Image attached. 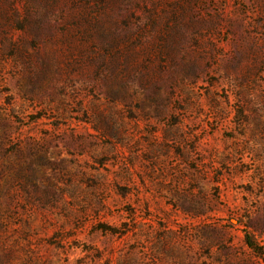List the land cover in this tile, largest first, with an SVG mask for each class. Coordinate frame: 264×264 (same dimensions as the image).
I'll return each mask as SVG.
<instances>
[{
  "label": "rangeland",
  "instance_id": "obj_1",
  "mask_svg": "<svg viewBox=\"0 0 264 264\" xmlns=\"http://www.w3.org/2000/svg\"><path fill=\"white\" fill-rule=\"evenodd\" d=\"M0 264H264V0H0Z\"/></svg>",
  "mask_w": 264,
  "mask_h": 264
},
{
  "label": "trees",
  "instance_id": "obj_2",
  "mask_svg": "<svg viewBox=\"0 0 264 264\" xmlns=\"http://www.w3.org/2000/svg\"><path fill=\"white\" fill-rule=\"evenodd\" d=\"M98 229L103 232V233H109V234H112V235H116L118 234L119 232V229L117 228H112V227H108V226H105V225H99L98 226ZM246 244L247 246H249V248L255 252L256 254L260 255V249H258L257 247H255L254 245H251L248 240H246Z\"/></svg>",
  "mask_w": 264,
  "mask_h": 264
}]
</instances>
